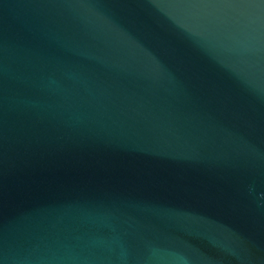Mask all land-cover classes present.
<instances>
[{"label": "water", "instance_id": "obj_1", "mask_svg": "<svg viewBox=\"0 0 264 264\" xmlns=\"http://www.w3.org/2000/svg\"><path fill=\"white\" fill-rule=\"evenodd\" d=\"M0 264H264V0H0Z\"/></svg>", "mask_w": 264, "mask_h": 264}]
</instances>
